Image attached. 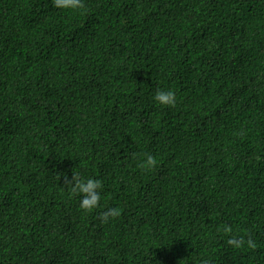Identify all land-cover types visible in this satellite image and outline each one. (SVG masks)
Returning a JSON list of instances; mask_svg holds the SVG:
<instances>
[{"label":"trees","instance_id":"1","mask_svg":"<svg viewBox=\"0 0 264 264\" xmlns=\"http://www.w3.org/2000/svg\"><path fill=\"white\" fill-rule=\"evenodd\" d=\"M0 264H264V0H0Z\"/></svg>","mask_w":264,"mask_h":264}]
</instances>
